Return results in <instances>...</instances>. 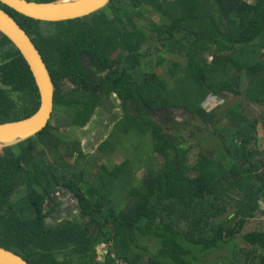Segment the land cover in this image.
<instances>
[{"label": "trees", "instance_id": "16d2710c", "mask_svg": "<svg viewBox=\"0 0 264 264\" xmlns=\"http://www.w3.org/2000/svg\"><path fill=\"white\" fill-rule=\"evenodd\" d=\"M0 7L31 38L55 85L46 126L0 148V246L31 264H264V225L242 232L264 200V118H248L241 101L203 106L226 93L264 105V0H109L60 21ZM170 53L184 59L166 61L168 79L142 68L144 58L156 56L160 66ZM112 94L124 114L132 102L133 114L86 155L66 135ZM37 107L32 74L0 32V122ZM158 109L170 112L171 134L153 119ZM174 112L180 122H172ZM134 127L149 134L146 150V138L119 143ZM190 138L213 146L194 154ZM55 186L75 194L71 219L45 220V196Z\"/></svg>", "mask_w": 264, "mask_h": 264}, {"label": "water", "instance_id": "95a60500", "mask_svg": "<svg viewBox=\"0 0 264 264\" xmlns=\"http://www.w3.org/2000/svg\"><path fill=\"white\" fill-rule=\"evenodd\" d=\"M16 12L34 19L60 21L83 17L106 6L109 0H0ZM0 32L18 50L27 64L38 93V107L30 115L0 122V148L23 141L42 130L53 110L55 85L39 53L25 30L0 7ZM0 264H31L17 253L0 246Z\"/></svg>", "mask_w": 264, "mask_h": 264}, {"label": "flooded vegetation", "instance_id": "af4514ba", "mask_svg": "<svg viewBox=\"0 0 264 264\" xmlns=\"http://www.w3.org/2000/svg\"><path fill=\"white\" fill-rule=\"evenodd\" d=\"M95 74L100 75V73L98 72H95ZM125 110L128 112V114L125 113L126 115L122 110V102L115 94H112L109 96L107 102L104 105L96 107L94 114L91 116L87 124L79 129H69L70 131L66 136L68 138H75V148L78 146L86 155L97 154L96 150L99 145L103 143L105 138H108L110 136L112 128L120 119L123 118L124 115L125 120L128 124L130 120L129 116L131 117L133 114L132 102L127 105ZM53 113L54 112L52 110L50 118L54 116ZM169 113V111L166 112L160 109L151 111L154 120L161 118L165 122H168L167 115ZM131 124L132 123H130L129 125ZM118 127L119 126H116L115 131L116 133H121L120 131H117ZM74 130H79V134L73 133ZM121 136L123 137V135ZM87 138L89 139L86 141ZM101 138L104 139L101 141ZM85 142L88 143V146L86 144L87 148H91V146H93L96 142H98V144L94 148L90 149L91 151L87 152L80 147V143ZM62 153L65 156H69L68 151L64 150L62 151ZM70 154L77 155L75 151L71 152ZM84 160V158H81L80 164L78 163L75 169H77L84 162ZM45 205L46 211H48L46 213L45 220L48 222L60 221L62 219H71L72 217L77 215V210L79 209V205L73 191L68 187L61 186H55L46 194Z\"/></svg>", "mask_w": 264, "mask_h": 264}, {"label": "rangeland", "instance_id": "374dc122", "mask_svg": "<svg viewBox=\"0 0 264 264\" xmlns=\"http://www.w3.org/2000/svg\"><path fill=\"white\" fill-rule=\"evenodd\" d=\"M145 13L147 14V16H151V11L149 10H145ZM165 60L160 64V66H154V64H156L157 61V57L156 56H151V57H147L146 59L144 58L142 65L143 69H148L151 68V66L153 67L154 71L156 72L157 75H159L158 73L160 72L161 74V78L163 79H168L169 78V73H168V68H167V63L166 61H173L176 60L177 62H179L180 64L183 63V57L182 56H176L174 54H165ZM262 57H264V50L262 52ZM236 101H241V103H243L244 107H245V114L247 115V117H255L258 118L259 120H262L264 118V105H257L254 103H251L249 101H247L245 99V97L243 96V93H241L240 95H232L230 93H226L225 95L221 96H207L206 100L203 103V106L205 107V109L210 110L216 106H225V105H232L233 103H235ZM100 111V109H99ZM172 122H180L181 116L178 112H174L173 114H171ZM171 122H167V127H165V129L168 131V133H172V127H171ZM262 123H258V138H259V142H258V147L259 148H263L264 147V126H262ZM175 131V129H174ZM198 131H195V133L197 134ZM75 134H79V130H74ZM177 133V132H176ZM179 133V131H178ZM184 131L181 132V134H183ZM199 137H201V133H199ZM146 138V139H143ZM149 134H145V136L141 137L138 133V130L136 127L131 128L129 130V132L123 137V138H118L120 141L119 143L122 144L123 146H130V145H137L140 144V140L143 139V146L141 145L142 148H144L146 150V147L149 145ZM89 138L86 139V141ZM104 139V138H103ZM101 138V141L103 140ZM192 143H194L195 145L192 147V152L194 154H196V152L200 149V146H202V149L206 148H211L213 145L211 143H209V141L203 140V141H197L194 139H189ZM148 142V143H147ZM86 144L88 146V143H80V147L82 149H84V151H91L90 149L94 148L98 142H96L93 146H91V148H87ZM129 150V149H128ZM128 154V152H126ZM129 157L130 160L132 158V153L129 150ZM80 164V163H79ZM132 172L134 174H136L137 176H139V174L144 171L143 167H139L140 163L136 162H132ZM264 200H259V209L256 212V215L258 216V218L256 217V219H250L248 220L245 225L243 226L242 232L245 231H249L252 230L254 228L257 227V223L260 221L263 225H264ZM239 240V238H238ZM240 243H242L241 240H239ZM220 254H225L224 250L220 251V252H213L210 254V258L209 260H215L217 255Z\"/></svg>", "mask_w": 264, "mask_h": 264}, {"label": "built area", "instance_id": "2783aa9c", "mask_svg": "<svg viewBox=\"0 0 264 264\" xmlns=\"http://www.w3.org/2000/svg\"><path fill=\"white\" fill-rule=\"evenodd\" d=\"M118 264H126L125 262H123L122 260H117Z\"/></svg>", "mask_w": 264, "mask_h": 264}]
</instances>
